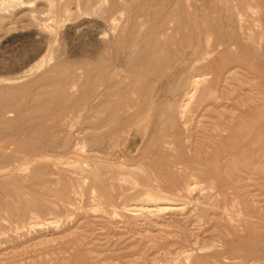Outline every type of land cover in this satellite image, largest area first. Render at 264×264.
I'll return each instance as SVG.
<instances>
[{
    "label": "bare ground",
    "instance_id": "6f19581e",
    "mask_svg": "<svg viewBox=\"0 0 264 264\" xmlns=\"http://www.w3.org/2000/svg\"><path fill=\"white\" fill-rule=\"evenodd\" d=\"M17 1L0 0V8L8 2L15 4ZM49 1L62 11L59 15L56 13V20L68 18L70 21L62 33L63 38L68 40L69 48L63 50L69 57L61 58L63 60L54 65L45 62L42 53L46 48L53 47L55 42L51 44L55 35L50 25L42 22L32 42L33 49L26 57L27 64L31 61L36 63L22 74L8 78L12 85L0 88V132L8 131V134L12 131L28 139V142L23 138L24 141H20L24 142L25 150L35 153L37 162L31 174L26 175L30 176L29 179L49 184L47 190L41 186L46 190V195L57 192L61 194L60 199H68L69 191L66 188L57 190L51 187L53 184L64 187L67 175H71L67 179L71 188L74 182L78 184L83 181L103 187L105 181L101 174L110 158L115 161L139 154H143L140 158L150 167L145 178L152 185L151 189L167 187L171 193H190L201 181L221 180L222 175L216 172L220 168L218 161L228 162L224 154L231 147L232 132L239 133L233 143L238 149L248 143L247 138L253 140V144L264 142V110L262 106L247 104L243 95V80L235 89L237 78L230 72L234 68L247 70L253 78L260 79V86L264 84V0H202L206 10L199 7V0ZM125 43L130 48L124 54L121 51ZM14 70L0 65V74ZM34 70L41 71L35 73ZM30 75L32 80L24 85L19 84ZM50 82L57 89L53 94L47 91L32 94L28 90L36 84ZM29 91L33 102L31 104L28 100L25 104ZM53 97L62 103L64 99L68 105L63 107L60 104L53 109L51 104L56 103ZM250 98L256 102L259 97ZM10 113L15 114L14 119L8 117ZM46 117L49 123L45 122ZM36 118L40 120L35 121ZM33 120L39 123L31 124ZM7 134L4 135L8 139L10 135ZM91 136L94 137L93 148H90L92 152L82 145V141ZM138 137L141 143L134 151L129 145ZM31 143L35 144L34 149ZM5 144L8 146L10 142ZM216 146L221 150L217 151ZM6 148L5 145L0 148V199H4L5 203L10 200L8 195L30 193L28 189H20V192L17 188H11L22 182L26 175L22 177V174L11 173V170L5 171L15 157L12 154L8 158L3 157ZM261 153L262 158L257 157L252 163L255 170L257 162L264 165V151ZM62 155L67 156L71 168L61 166ZM249 164L245 162L241 168L235 169L237 173L234 172L232 179L235 186V182L242 183L244 178H249L247 174L250 175L253 169ZM117 179L121 177L112 173L108 181ZM36 184L41 185L33 182L36 189ZM6 196L9 200L2 198ZM2 205L3 202L0 204V253L4 255L2 253L17 247L21 243L19 240H25L36 223L6 224L8 216L6 218V208ZM151 207H157L160 211L173 209L170 205L163 207L160 202L143 204L139 209H155ZM35 238L30 237L31 240ZM257 241L256 244H246L248 242L245 241L246 245L236 244L216 252L218 262L210 264H264V248H259ZM25 254H21V260L28 259L27 263L30 264L57 261L61 257L58 255V259L40 260L37 253L34 255L38 259ZM194 254L192 250L187 253V258H194ZM63 259L67 260L65 257Z\"/></svg>",
    "mask_w": 264,
    "mask_h": 264
},
{
    "label": "rangeland",
    "instance_id": "374dc122",
    "mask_svg": "<svg viewBox=\"0 0 264 264\" xmlns=\"http://www.w3.org/2000/svg\"><path fill=\"white\" fill-rule=\"evenodd\" d=\"M225 1L226 0H220L219 2ZM10 3L11 2H8L5 6L0 8V65L7 66V68L11 70H16L13 71L14 73L0 74V88L12 85L8 78L22 74L25 70H28V68L36 63V61H31L27 64L28 59L26 57L30 55L33 49L32 44L34 43L32 42L34 37L37 34L38 28L41 27L43 23L49 24L50 29L55 35V39L53 38L54 41H52L51 44L53 45L55 42L53 47L50 46V48H46L42 53L43 58L45 57V62L54 65L55 62L57 63L59 60L62 61L63 59L61 58L67 59V56L69 57V55H67V53L65 54V51L63 50L64 48L68 49L69 45L67 43L68 40L65 39V37L63 38L62 33L65 32L70 21L68 18L64 21L56 20V13L59 15V13L62 12L58 6L52 5L49 0H19L15 2V4L12 3L13 5ZM7 5L9 6L7 7ZM199 7H201L202 10H206L202 0H199ZM49 11L51 13H48ZM48 16L50 17L49 19L47 18ZM36 20L40 21L37 22ZM38 23L39 25H37ZM9 24L11 25L8 26ZM7 27H9V29ZM10 27L13 28L11 29ZM72 37L75 36L72 35ZM123 46L125 47L121 52L124 54L129 52V44L125 43ZM56 48L59 50H56ZM50 49L51 51H49ZM61 52L62 56L59 57ZM56 58L60 59L56 60ZM18 69L20 70L17 71ZM38 71L41 70H34L35 73ZM230 72L235 75V78H237L235 81V89L239 88L238 85L241 84L240 80H243L242 82L244 83L245 90L243 91V95L246 97L247 104L249 106H262L264 110V84L260 86V79L253 78V75L250 72L240 68H234ZM31 75L30 77H27L28 79L26 78L24 81H20L19 84L24 85L32 80L33 75ZM28 90H30L32 94L42 93L43 91L53 94L57 89L50 82L45 85L36 84L33 88ZM30 91L28 92L29 97L26 96L27 99L25 97V101H27L24 102L25 104L28 103V100L31 104L33 102L32 97H30ZM256 92L257 94H255ZM250 96L259 98L254 102ZM53 98L56 101V103L51 104L53 105V109H57L60 104H63V107L68 105L67 101H64V99H62V103L60 99ZM54 99H52L53 102H55ZM13 116H15L14 113H10V115L8 114L10 119L11 117L14 119ZM38 117L41 118V116ZM40 118H36L35 121L37 119L40 120ZM45 119L46 123L50 122L47 117ZM33 123L38 124L39 121L34 122L33 120L31 124ZM7 132L8 131L0 132V135L2 136H0V148L1 146L4 147V145L7 147L4 150L5 154L3 153V157L7 156L5 158H8L12 154L13 156L15 155L16 158L13 157V159L10 160L11 165H9V168H6L5 171H7V169L9 171L11 170V173L22 174V177H25L23 175H26L27 173L30 175L37 161L36 158H34L35 153L32 150H25L24 145H22V143H24L23 141L25 140L28 142V139L23 135H20L22 136L20 137L15 132L10 131V134H7ZM4 134H7L8 136L12 135L13 137L9 136L7 139ZM15 134L17 135L15 136ZM232 134L231 147L224 154L228 161H226L227 164L225 163V160L221 162L218 161L220 168H218L216 172L222 175L221 180L219 178L209 181H201L196 184L195 190L190 193H185L186 195L181 192L171 193L169 188H159L156 185L154 189H151L152 185L145 178L146 172L147 170H150V167L146 165L144 160H142L143 154L125 159L119 158L120 160L115 159V161L113 158H110L106 164V169H103L101 174L102 179L105 181L103 187L92 186L93 184L89 181H83L81 183L79 182V185L77 182H74L73 188H71V184L67 180L68 178H71V175H67V178H65L66 182L64 183V187L55 184L51 185L52 188H56L57 190L66 188V191H69V198L66 200L60 199L61 194L57 192L49 196L46 195V188L50 187V185L43 184L42 181L38 179L37 181L36 179H29L30 176L26 175V178L21 180L22 182H18L13 187L11 186V188H17L18 191H20V189L22 191L28 189L30 193H20L21 196L19 194V196L15 195L16 197L14 195L9 197L8 195L10 200L7 196L2 197L9 200L6 202L7 205L4 202V199H0V201L4 204L2 206L6 208L4 211L6 218L8 216L5 221L6 224L12 225L11 222H13V225H22L25 223L28 225L30 222H35L36 226L29 230L31 233L28 231L29 233L27 234L29 235L25 236L27 240H19L21 242H18L19 245L16 243L18 248L14 247V249H9L7 252L2 253L4 255H1L0 253V264H30L29 262L27 263L28 259L26 261L21 260V254L24 255L25 253L26 256L30 255L29 257L31 258L37 257L36 259H38L40 257V260L42 258H45L44 260H46V258L49 260L52 259V257L58 259L57 256H61L59 257V260H57L58 262L56 260H46L48 263L44 261V263L42 262L43 264H56V262L57 264H210V262H218L214 253L222 252L225 248L236 244H256V241L258 240L257 246H259V248H264V238H262L264 237V165L261 166L257 162L255 164L257 169L255 170L252 164L257 157L259 158L262 156L263 153L261 152L264 151V142L253 144V140L247 138L249 144L246 142L242 148L239 147L238 149L233 143L236 141L239 133L234 131ZM15 137L16 139H14ZM4 139H7L8 142H10L8 146L5 144V142L8 143L7 140L5 141ZM82 142L84 148L86 150L89 148L90 152H92L90 148H93L92 144L94 142V137L91 136L84 139ZM140 143L141 138L138 137L129 145V148H132L135 151ZM30 146L33 149L35 148L34 143H31ZM218 146H216L217 151H219L218 149L221 150V148H219L220 146ZM31 151L32 153L30 154ZM140 156L142 157L140 158ZM31 157H33V159H31ZM15 159L16 161L13 162ZM110 160L112 161L110 162ZM60 161L63 163L61 166H63L64 169L71 168L68 164L69 160L67 159V156H60ZM245 162L247 164L249 162V165L252 166L250 169H253L250 171V175L247 174L249 178H244L245 183L244 180L242 183L235 182L237 188L232 183V179L237 173L235 169L237 167L241 168L245 165ZM221 165H223V167H221ZM222 169L225 170L223 171ZM108 172L111 177L112 173H114L117 176H120L121 179H117L114 182L108 181L110 178ZM73 177L76 179V176L73 175ZM33 182L41 184H36L37 189L42 186L46 190L41 187L43 189L40 188L42 193H40L39 189L36 191V187L32 185ZM32 188H34L33 191ZM162 189L164 191H162ZM26 196L28 197L26 198ZM43 197L46 198L44 199ZM57 199L60 203L57 202ZM159 202L163 207L165 205H170L173 209L165 211H160L156 209L157 207H151L155 208L152 211H143V209H139L143 204L153 205ZM204 210L206 212H204ZM245 216L249 217L244 218ZM16 217L20 218L17 219ZM242 219H246L247 221H245L248 223L251 222L250 224H246ZM22 220L24 222H22ZM45 222H50V224ZM245 224L248 226L246 227ZM250 235L253 236L251 237ZM33 236L36 237L35 240L30 239V237L34 239ZM238 236L241 237V239ZM255 237H257V239ZM227 241L230 242L228 243ZM33 242L35 243L33 244ZM258 242H260V245ZM192 250L195 252L194 258H187V253L192 252ZM212 250L213 252L210 253L209 251ZM36 253L37 255L39 254V257L34 255ZM204 255L205 257L207 255L209 257L207 256L204 258ZM62 256L67 260L63 259ZM60 258L63 260H60ZM37 263L40 264L41 262Z\"/></svg>",
    "mask_w": 264,
    "mask_h": 264
}]
</instances>
